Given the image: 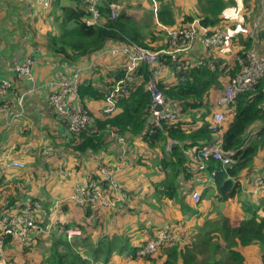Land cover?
I'll return each instance as SVG.
<instances>
[{
  "label": "trees",
  "instance_id": "obj_1",
  "mask_svg": "<svg viewBox=\"0 0 264 264\" xmlns=\"http://www.w3.org/2000/svg\"><path fill=\"white\" fill-rule=\"evenodd\" d=\"M114 1L118 0H103L100 3L98 9L102 20L98 24L86 23L88 12L83 7V2V6L63 8L60 32L52 35L46 42L49 51L66 63L74 64L83 58L89 59L90 56L113 44L133 42L151 50L173 49L175 47L171 45L166 29L161 25L187 27L194 19L193 15H186L181 22L176 23L171 5L158 0L161 4L156 17L160 28L154 31L155 33L146 35L142 34L144 26L125 8H121L114 16L110 15L109 4ZM224 7L223 0H204V3L200 4L201 13L197 15L198 22L208 27L210 31L221 29L224 20L219 14ZM257 36L263 46L264 27L258 31ZM232 41L234 40H230V43ZM240 41L246 49L253 44L252 38ZM213 50L216 49H203L204 57L198 64L181 60L179 52L160 54V62L173 72L174 81L159 78L156 80V86L166 97L173 99L172 107L176 110L174 118H160L158 122L151 120L149 110L151 94L144 88V83L154 68L141 63L137 68V75L130 82L131 86L126 87L124 92L116 97L115 108L118 110L110 114L100 111L94 114L89 110L91 121L86 128L70 132V141L74 143L72 148L78 153L86 151L95 153L101 148L108 149L110 142L117 143L116 138L110 136V139L108 138L110 129L115 130L126 142V154L124 158L121 156L123 159L119 155L120 161L131 153L134 137H138L148 148L159 147L156 152L159 155L158 168L165 170L166 174L162 183L155 185V190L174 198L181 206H184L185 194H189L188 189L182 191V183L193 173L192 168L197 170L196 174L206 176L205 179L214 184L212 192L219 200L241 193L239 176L243 170L249 173L247 180L252 185V172L260 177V188H263L264 175L261 172L264 171V75L254 85L224 105L221 125L211 128L214 110L212 111L208 105L207 97L212 89L222 87V78L227 80L240 69L237 58L224 62L222 58L214 56ZM240 55L242 53L237 52V56ZM172 60H176L179 67ZM123 71V66L111 70L106 73L107 80H101L98 85L93 82L95 78L80 79L78 97L82 105L88 108L87 100L103 101L105 94ZM167 138L173 140L169 148H166ZM217 142L223 150L232 151L231 158L234 162L222 165L219 159L209 156L204 161L205 167L198 169V163L202 161L197 156L198 150ZM137 161H140V158ZM90 176L99 178V174L95 172ZM100 182L103 187L108 188L107 180L101 179ZM130 197V193L125 195L126 200ZM245 201L246 204L243 203L241 206L248 215L237 224L232 225L229 219L222 215L215 219L205 217L202 222L205 226L209 225V228L198 226V232L191 235L189 241L182 247L178 242L161 246L160 251L167 253L165 264H177L178 257L181 258L182 264H248L236 246L250 243L260 247L261 256L264 258V215L257 213L256 209L260 203L254 204L249 199ZM260 202L264 203V193L260 197ZM80 208L86 215L91 212L89 207ZM56 225H61L62 230L71 227L59 221ZM82 226V222L74 225L80 230ZM156 230H149L150 237L155 236ZM86 239L87 237H83L80 241ZM78 240L75 238L64 240L63 249L67 251L54 249L52 256L44 259L42 264H115L111 261L113 253L121 259L129 257L145 262L153 260L152 253L139 254L136 251L141 248L144 241L132 245L130 237L124 233L103 235L98 238L95 245L89 239L84 250L85 258L81 257L79 250L74 249ZM6 243L8 245V241Z\"/></svg>",
  "mask_w": 264,
  "mask_h": 264
},
{
  "label": "crops",
  "instance_id": "obj_2",
  "mask_svg": "<svg viewBox=\"0 0 264 264\" xmlns=\"http://www.w3.org/2000/svg\"><path fill=\"white\" fill-rule=\"evenodd\" d=\"M155 1L158 8L161 2ZM167 1L170 2V0H163V2ZM223 1L225 7L222 13L219 14L224 20L221 29L225 31L230 40L233 39L234 41L230 43L229 40L226 47L213 50L214 56L222 58L224 62L237 58V52L243 46V42L240 40L246 38H252L253 44L250 47L256 49L260 55L262 43L259 42L257 33L264 27V0ZM82 2L83 0H48V6L43 8L40 3H35L32 0H0V81L3 79L11 81L9 92L0 97V105L5 104V112H0V210L4 208L3 204L5 203L6 208L13 212L16 208L22 206L27 198H32L42 203L44 209L39 213L43 220L47 221L49 219V208L55 201L63 200L60 203L61 207L57 210L56 221L67 223L68 226H74L76 223L82 222L81 234L72 237V240L75 238L80 241L83 237H88L90 233L87 224L94 225L100 221L101 215L98 218L95 217L96 220L91 223L82 208L69 202L68 196L76 183L86 182L93 172L99 174V167L104 166L114 170V177H116L122 192L127 195L131 194V197L127 200L118 197V210L125 204L124 213L133 207L134 219L138 215L141 218L144 217L141 222H138V225L134 224L133 227L128 225L133 232L136 228H140L136 235L130 237L132 245L146 242L150 238L149 230L153 231L155 227L167 221V219L163 220L164 214H171L174 219L182 220L180 221L182 230L178 233L180 238H177L174 242H178L181 247L189 241L191 235L193 236L194 233L198 232L197 227L200 226V222L205 217L215 219L222 215L227 217L232 225L237 224L248 215V212L242 209L239 202L238 197L242 194L239 193V196L237 194L224 200L217 199L216 194L212 192L214 184L207 181L206 176L196 174L197 170L195 168L191 169L193 173L182 183V191L188 189L190 196L188 197L185 194L184 206H181L174 198H169L164 192H157L155 185L162 183L166 174L165 170H159L158 168L159 155L156 152L160 148H148L138 137H134L131 143V153L121 161L119 160L120 145L118 142L117 144L112 141V143H109L108 149L101 148L95 153L91 151L78 153L72 148L74 143L70 141V132L56 118L47 104L46 93L49 89L47 83L57 79L66 68L75 64L84 65L92 60L91 68L82 70L80 79L95 78L93 82L98 85L101 80H107L105 76H100V72L105 71L106 74L122 66L120 56L100 55V52L90 56L89 59L83 58L74 64H69L59 58L58 55L51 53L47 48L46 42L48 39L60 32L59 24L63 18V8L83 6ZM112 3L117 5V11L125 8L142 25L143 20L150 16L153 20L154 29L152 31H157L160 28L153 12L154 5L151 0H118L110 4ZM192 5L195 6V9H192L193 6H191L192 8L187 7L185 8L187 13L181 16L174 11L176 23L181 22L186 15H193V20H198L197 12L194 13L198 6L197 1L194 0ZM101 20L102 16L100 15L99 23ZM207 30L210 31L208 27ZM198 33L201 34L200 30ZM142 34H146L145 28ZM170 50H172L171 54L179 52L181 56L179 58L185 60V62L190 61L191 64L200 63L204 57L199 36L192 47ZM107 56L109 57L105 58ZM26 57L33 61L31 65L32 80L20 78L6 65L8 61H21ZM104 60L109 61L107 66L101 64ZM97 64L100 65V68L95 75L93 67ZM103 68L106 69L101 70ZM159 78L169 82L174 81L173 72L161 62L157 79ZM225 81L226 79L222 78V87L212 89L207 97V103L212 111L220 110L222 113L225 111V107L218 104V98L223 91ZM29 87H33V90L26 93V88ZM204 101L206 100L204 99ZM86 103L89 110L94 114H98L104 101L87 100ZM114 110L116 112L118 109L115 108ZM183 128H185L184 125ZM110 130L109 139L110 137L114 138L110 135ZM169 140L171 139L167 138L166 144ZM217 144L219 143L217 142ZM158 153L161 156V152ZM138 158H140V161H137ZM14 160L22 161L23 166L12 165L11 162ZM248 174L243 170L239 176L241 189L246 182L251 183L247 180ZM261 174L264 175V171ZM254 176L256 177L252 172L253 185L259 189L261 197V194L264 193V187L255 186ZM191 191H200V198L197 202L192 199ZM242 192H244V189H242ZM243 197L249 199L248 196ZM250 201L255 204L254 200ZM64 202L66 203L63 204ZM215 202L223 203L226 206L224 212ZM136 206L140 207L142 214L139 213L140 211L137 210ZM262 208L261 212L257 208L259 215H264V205ZM115 211V209L110 210V208H107V210L104 209L99 212L106 220L109 214H117V211ZM82 214L85 217L84 221L79 220L80 218H70L71 215L78 218ZM60 226L56 224L53 226L50 233H48L50 235L49 239L44 236L48 235L47 233L32 232L29 237L30 243L34 239L37 243L48 239L52 242L51 247L63 248V241L66 240V236ZM120 226L119 222H112L106 229L103 226L100 236L95 240H90L95 245L98 238L103 235L111 236L114 233L130 235L127 233L128 226L117 232ZM29 241L26 243H29ZM14 243L21 244L17 240ZM11 244L12 241L7 245L9 256L12 259L24 262L21 256H16L19 254L20 249H13ZM258 247V245L252 243L247 245L237 244L236 249L243 254L248 264H263L261 255L258 256ZM85 249L86 247L82 251L84 252ZM166 257L167 253L159 250L152 255L153 260L151 262L140 259V264H165ZM131 260L129 257L123 259L111 257V261L115 264H130ZM177 264H182L180 257H178Z\"/></svg>",
  "mask_w": 264,
  "mask_h": 264
},
{
  "label": "built area",
  "instance_id": "obj_3",
  "mask_svg": "<svg viewBox=\"0 0 264 264\" xmlns=\"http://www.w3.org/2000/svg\"><path fill=\"white\" fill-rule=\"evenodd\" d=\"M35 3H40L43 8L48 6V0H32ZM103 0H83L84 7L88 12L86 18L87 24H98L100 11L98 9ZM110 15L114 16L117 12V5L112 3L109 5ZM166 29L167 36L171 45L175 48L192 47L197 33L201 32L200 41L203 49H221L228 45L229 37L223 29L208 31L207 27L198 23L197 20L192 22L187 27H169L163 26ZM170 49L151 50L140 46L136 43H120L106 46L100 51L101 54L120 56L122 58V66L124 71L122 75L116 79L110 90L105 94L104 104L100 110L101 113L110 114L115 109L116 97L124 92V89L131 86L130 82L137 75L136 71L141 63L147 64L154 68L150 77L144 83V88L151 94L149 110L151 120L158 122L160 118L172 119L176 115L175 108L172 107L174 101L166 97L156 86L158 71L160 68V54H171ZM239 71L229 77L223 86V91L218 98L219 105H226L231 102L237 94L247 90L254 85L261 76L264 75V45L262 52L259 55L256 49L250 47L242 52V55L237 56ZM32 60L29 57L21 61L12 60L6 63L7 67L13 70L20 78H28L32 80L31 65ZM179 67L176 60H172ZM92 60L84 65H74L66 68L57 79L47 83L49 87L47 91V104L52 110L56 118L65 126L69 132H78L85 129L91 121L89 110L82 105L78 97V84L82 75V70L91 68ZM11 89V81L3 79L0 82V97L5 96ZM33 90V87L26 88V93ZM156 105H161L157 108ZM0 112H5V104L0 105ZM223 119V113L220 110L214 111L211 128L220 126ZM110 135L116 138L120 145V158L125 157L126 142L124 138L115 130H110ZM173 140H169L166 148H169ZM187 153V151H185ZM231 150H223L220 144L204 146L198 150L197 156L202 160L198 163L197 168L203 169L206 163L204 161L209 157L219 159L222 165L229 162H234L231 158ZM122 158V159H123ZM12 165L22 167L23 162L14 160ZM114 170L104 166L99 167V178L90 176L84 183H76L73 190L68 196V199L75 201L83 208L98 210L102 208H113L117 206V201L121 198L125 199V192H122ZM108 181V188L103 187L100 180ZM256 187H261V179L256 176L254 178ZM113 194V195H112ZM118 197H120L118 199ZM191 197L194 201L199 200L200 191L191 192ZM63 200L55 201L49 208L47 221H44L40 216V211H43V205L40 201L32 198H27L22 206L16 208L13 212L6 208L0 210V264H19L15 259L9 257L7 252V243L10 240H17L26 243L32 232L49 233L56 222L57 210L60 208V203ZM181 224V222H179ZM67 240H71L75 235L81 234V230L77 227L65 228L63 231ZM178 226L171 224L169 221L163 222L156 230L155 236L150 237L141 246L139 254L153 253L163 245L170 244L176 241Z\"/></svg>",
  "mask_w": 264,
  "mask_h": 264
},
{
  "label": "rangeland",
  "instance_id": "obj_4",
  "mask_svg": "<svg viewBox=\"0 0 264 264\" xmlns=\"http://www.w3.org/2000/svg\"><path fill=\"white\" fill-rule=\"evenodd\" d=\"M152 1V3H153V12H154V14H155V18H156V20L158 21V19H157V17H156V12H157V9L159 8H157L156 7V1L155 0H151ZM194 0H170V2L169 1H167V3H169L170 5H171V7L173 8V10L177 13V14H180V16L182 15V14H186L187 12H186V10H185V8H187V7H191V6H193L192 5V2H193ZM197 1V3H198V6L196 7V11H194V13L195 12H197V14H196V16L199 14V13H201V10H200V4H202V3H204V0H196ZM192 8V7H191ZM192 9H195V6H193V8ZM197 20V19H196ZM198 21V20H197ZM158 26L160 25V23H159V21H158ZM143 26H144V28L146 29V35H150L151 33H155L154 31H152L154 28H153V20L151 19V17L150 16H148V17H146L144 20H143ZM161 26H166V25H161ZM168 26V25H167ZM172 26V25H171ZM143 28V29H144ZM152 31V32H151ZM200 35L201 34H199V33H197V36H196V38L199 36V38H200ZM196 40V39H195ZM246 49V48H245ZM244 48H243V46H241V48L239 49V51L238 52H240V53H242L244 50H245ZM110 56V55H109ZM109 56H107V57H105V58H108ZM104 58V57H103ZM108 63H109V61L108 60H104V61H102V65L103 66H107L108 65ZM96 66V65H95ZM93 67V72H95V75H96V72H99V68H100V65L98 64L96 67ZM106 69V68H105ZM104 68L103 69H101V70H105ZM94 75V76H95ZM100 76L101 77H103V76H105L106 77V74H105V71H102V72H100ZM222 85H223V83H222ZM88 109V108H87ZM89 110V109H88ZM87 152H90V151H87ZM86 152V153H87ZM247 183V184H246ZM245 183V186L242 188V189H244V192H242L241 191V193L240 194H242V195H240L239 196V194L237 195V196H239L238 198H239V202L241 203V204H246V197H243V196H248L249 197V199L250 200H254L255 201V204H261L260 206H258V210H259V212H261L262 210H263V208H262V206L264 205V203H261L260 202V191H259V189L258 188H255L254 187V185H252L251 183H249V182H246ZM201 194H202V192H201ZM244 194H246V195H244ZM253 194V195H252ZM263 194V193H262ZM261 194V195H262ZM188 197H190L189 196V194H188ZM68 200H70V199H68ZM69 202H72L75 206H79V204L77 203V202H75V201H69ZM217 205H218V207L219 208H221V210H223V212H224V207H226V206H224V204L223 203H219V202H215ZM125 204H123V206L121 207V209L120 210H118L119 209V207L118 206H116L115 207V210L117 211V214H114V215H112V214H109L108 215V217H107V219L106 220H104V218H103V216H102V213L101 212H99L100 210H104V209H106V208H102V209H98V210H91V212H89V215L87 216V219H89L90 220V222L91 223H93L95 220H96V218L95 217H99L100 215H101V217H100V221H98V222H96L94 225H92V224H87V225H89V229L88 230H90L89 232V234H88V237H87V239L86 240H84V241H78L76 244H75V247H74V249L75 250H79L80 252V255H81V257L82 258H85V256H86V254L82 251L87 245H86V242L89 240V239H93V240H95V239H97V237L98 236H100V232H101V229H102V227L104 226L105 227V229L107 228V227H109L110 226V224H112V222L113 223H115V222H119V224H121V226H120V228H119V230L117 231V232H119L121 229H123V227H125V226H128V225H131L132 227L133 226H135V225H138V222H141V220H143L144 219V217L143 218H141L140 217V215H138L135 219L133 218L134 217V214H133V211H134V209H133V207L131 208V209H129V210H126V212L124 213V209H125ZM80 207H82V206H80ZM152 207V206H151ZM151 207H149V209H151ZM136 208H137V210H139L140 211V207H138V206H136ZM107 210V209H106ZM110 210H113L112 208H110ZM257 210V209H256ZM115 211V212H116ZM119 211V212H118ZM85 212V211H84ZM140 214H142V212L140 211L139 212ZM220 216V215H219ZM70 218H73V219H79V220H81V221H84V215L82 214L81 216H78V218H75L74 216H72L71 215V217ZM166 220L167 219V221H169L171 224H175V225H177L178 226V231H180V230H182V227L180 226V224H179V222L180 221H182V220H176V219H174V216L173 215H171V214H164L163 215V220ZM176 220V221H175ZM198 220H200V219H198ZM58 222V220L55 222V224ZM164 222H166V221H164ZM145 223H146V221H145ZM135 224V225H134ZM147 224V223H146ZM200 225H202V226H204V228H209V225H204V223L201 221L200 222ZM71 227H74V226H71ZM159 227V225L157 226V227H155L154 229H157ZM138 231H140V228L138 227V228H136L135 229V232H133V230L128 226V231H127V233L128 234H130V235H127V236H129V237H131L132 235H136V233H138ZM123 232V231H122ZM50 233V232H49ZM48 234V233H47ZM40 236H43V235H40ZM44 236H47V238L49 239V237H50V235L48 234V235H44ZM177 238L179 239L180 237H178V234H177ZM46 240V241H43V242H35L36 241V239H34V241L32 242V243H30V241H29V243H24V242H21V241H19V242H21V244H19V243H14L16 240H13L12 241V244H11V246H12V248L13 249H20L19 250V254L18 255H16L17 257H19V256H21L22 258H23V260H24V262H22V261H20L19 260V263L20 264H42V262H43V260L44 259H46V258H49V257H51L52 256V253H53V251H54V249H56V250H61V251H64V252H66L67 251V249H63V248H65L64 247V245H63V248H61V247H51V241H49V240ZM131 242V241H130ZM22 244H24V245H22ZM169 245V244H168ZM14 250V251H15ZM24 250V251H23ZM160 250V248H158L155 252H153L152 253V255L153 254H155L156 252H158ZM21 251H23V253H21ZM137 251V253H140V250L139 249H137L136 250ZM261 255V249L258 247V256H260ZM112 256H113V258H116V259H118L119 257H118V255H114V253L112 254ZM261 259H262V263L264 264V258L261 256ZM132 261H134V262H131L130 264H140L141 263V260H135V259H132Z\"/></svg>",
  "mask_w": 264,
  "mask_h": 264
},
{
  "label": "water",
  "instance_id": "obj_5",
  "mask_svg": "<svg viewBox=\"0 0 264 264\" xmlns=\"http://www.w3.org/2000/svg\"><path fill=\"white\" fill-rule=\"evenodd\" d=\"M157 108H161V105H156Z\"/></svg>",
  "mask_w": 264,
  "mask_h": 264
}]
</instances>
